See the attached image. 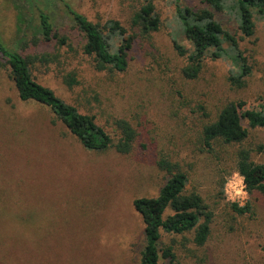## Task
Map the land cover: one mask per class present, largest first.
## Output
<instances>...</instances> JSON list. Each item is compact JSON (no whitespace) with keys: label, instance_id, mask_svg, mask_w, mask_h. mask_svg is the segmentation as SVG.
I'll return each instance as SVG.
<instances>
[{"label":"rangeland","instance_id":"rangeland-1","mask_svg":"<svg viewBox=\"0 0 264 264\" xmlns=\"http://www.w3.org/2000/svg\"><path fill=\"white\" fill-rule=\"evenodd\" d=\"M156 3L161 30L135 42L124 73L110 74L96 72L81 54L84 39L66 5L93 23L112 19L127 27L138 0H0V41L51 59L34 64L36 81L93 115L114 140L115 120L136 132L129 154L88 151L47 108L21 102L0 68V264H138L143 223L132 203L157 196L165 180L156 166L160 158L178 164L188 179L186 192L199 194L212 215L204 245L193 243V232L161 231L160 248L171 247L178 264H264V197L246 192L234 168L237 146L216 145L211 154L200 143L202 126L229 102L248 109L264 102V15L254 14L249 38L232 18L217 15L251 67L237 88L228 80L230 61L210 53L197 79L182 77L185 59L172 39L189 50L190 43L179 33L173 0ZM179 3L196 7L199 0ZM39 10L69 39V49L32 42ZM72 74L76 82L69 87L65 79ZM260 145L264 127L249 129L244 146L253 162L264 164V151H255ZM232 204L248 211L238 214ZM159 264L169 263L161 258Z\"/></svg>","mask_w":264,"mask_h":264},{"label":"trees","instance_id":"trees-1","mask_svg":"<svg viewBox=\"0 0 264 264\" xmlns=\"http://www.w3.org/2000/svg\"><path fill=\"white\" fill-rule=\"evenodd\" d=\"M156 2L138 0L127 27L112 19L102 24L93 23L66 5L75 30L84 39L81 54L91 61L96 72L120 74L128 69L129 54L135 42L150 39L161 30L162 21ZM173 3L179 33L191 46L190 50L186 49L172 39L173 49L185 59L182 77L197 79L209 55L214 59L225 57L232 67L228 77L230 84L243 87L251 67L239 48L238 39L222 26L217 15L232 18L241 36L249 38L254 34V14L264 15V0H199L196 7L181 6L179 0H173ZM38 19V37L32 38L34 44L55 42L58 47L70 48L69 39L54 29L48 14L39 10ZM50 60L47 55H25L11 50L0 41V68L7 72L21 102H33L47 108L88 151L103 153L113 149L118 154H129L136 132L127 121H114L118 132L114 140L93 115L79 112L53 90L36 81L32 67L37 61L48 63ZM75 82L73 74L65 79L69 87ZM200 109L203 110L202 107ZM205 116L208 117L207 114ZM243 122H246V127ZM263 127L264 102L258 109L245 108L242 101L229 102L220 109L214 121L202 126L200 143L202 149L211 154H214L216 145L237 146L233 156L234 168L242 178L246 192L249 195L258 192L264 197V164L253 162L251 150L244 146L249 129ZM255 151L262 152L264 148L260 145ZM156 166L165 177L157 196L137 198L132 203L143 223V246L138 264H159L161 258L167 259L169 264H178L171 247L160 248L161 231L176 235L193 232V243L202 246L209 235L212 215L199 194L186 192L188 179L178 164L160 158ZM231 208L238 214L248 211V206L232 204ZM167 210L172 213L164 216Z\"/></svg>","mask_w":264,"mask_h":264}]
</instances>
